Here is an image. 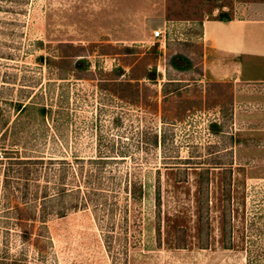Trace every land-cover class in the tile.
Wrapping results in <instances>:
<instances>
[{"label":"rangeland","instance_id":"374dc122","mask_svg":"<svg viewBox=\"0 0 264 264\" xmlns=\"http://www.w3.org/2000/svg\"><path fill=\"white\" fill-rule=\"evenodd\" d=\"M221 17L264 0H0V264H264V119L209 72Z\"/></svg>","mask_w":264,"mask_h":264},{"label":"crops","instance_id":"0c3cea01","mask_svg":"<svg viewBox=\"0 0 264 264\" xmlns=\"http://www.w3.org/2000/svg\"><path fill=\"white\" fill-rule=\"evenodd\" d=\"M202 38L215 58L212 77L238 83V121L264 119V18L208 19L202 22Z\"/></svg>","mask_w":264,"mask_h":264},{"label":"trees","instance_id":"16d2710c","mask_svg":"<svg viewBox=\"0 0 264 264\" xmlns=\"http://www.w3.org/2000/svg\"><path fill=\"white\" fill-rule=\"evenodd\" d=\"M220 20H228V18H226V17H221V18H219ZM175 58H182V59H184L185 60V62L188 64V67L190 66V61L186 58V57H184L183 55H181V54H176L175 55ZM187 64H186V66H187ZM188 67H186V68H188Z\"/></svg>","mask_w":264,"mask_h":264},{"label":"built area","instance_id":"2783aa9c","mask_svg":"<svg viewBox=\"0 0 264 264\" xmlns=\"http://www.w3.org/2000/svg\"><path fill=\"white\" fill-rule=\"evenodd\" d=\"M160 36H161V32H160L159 30L154 31V33H153V37H154V38H158V37H160Z\"/></svg>","mask_w":264,"mask_h":264}]
</instances>
